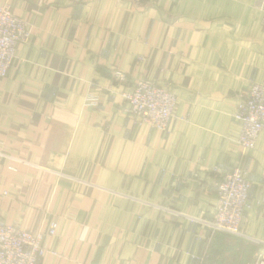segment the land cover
<instances>
[{"label": "crops", "instance_id": "0c3cea01", "mask_svg": "<svg viewBox=\"0 0 264 264\" xmlns=\"http://www.w3.org/2000/svg\"><path fill=\"white\" fill-rule=\"evenodd\" d=\"M5 3L31 36L0 79V219L42 234V264H253L264 129L242 153L232 115L264 83V0ZM138 80L174 95L165 131L125 112ZM235 166L251 183L243 237L212 235L213 169Z\"/></svg>", "mask_w": 264, "mask_h": 264}, {"label": "built area", "instance_id": "2783aa9c", "mask_svg": "<svg viewBox=\"0 0 264 264\" xmlns=\"http://www.w3.org/2000/svg\"><path fill=\"white\" fill-rule=\"evenodd\" d=\"M30 36L29 25L13 15L10 5H0V79L7 76L18 45L29 42ZM87 101L95 105L98 99L94 97ZM124 101L129 116L158 131H165L174 118V95L150 81L138 80L124 95ZM232 118L240 128L236 143L241 152L254 150L264 129V83H252L242 92ZM213 172L220 177L216 184L217 204L205 225L212 235L220 233L242 238V222L249 207L251 183L239 166L226 170L214 168ZM2 195L7 193L2 192ZM58 227L57 222H51L46 235L56 236ZM45 254L42 234L25 231L0 219V264H42ZM262 260L264 256L259 261Z\"/></svg>", "mask_w": 264, "mask_h": 264}, {"label": "rangeland", "instance_id": "374dc122", "mask_svg": "<svg viewBox=\"0 0 264 264\" xmlns=\"http://www.w3.org/2000/svg\"><path fill=\"white\" fill-rule=\"evenodd\" d=\"M236 249L239 252L246 251V253L249 254V247L247 246V244L240 243V244L235 245V244L231 243V252L235 251ZM253 250H254V253L256 255V260L254 261L253 264H257V262L262 259V256H264V248H258V247H256ZM254 253H253V255H254ZM260 262L264 264V261L263 260L262 261H259V263Z\"/></svg>", "mask_w": 264, "mask_h": 264}, {"label": "trees", "instance_id": "16d2710c", "mask_svg": "<svg viewBox=\"0 0 264 264\" xmlns=\"http://www.w3.org/2000/svg\"><path fill=\"white\" fill-rule=\"evenodd\" d=\"M225 235V234H224ZM227 236H229V235H227ZM231 237H234V236H231ZM236 238H239V237H236Z\"/></svg>", "mask_w": 264, "mask_h": 264}]
</instances>
